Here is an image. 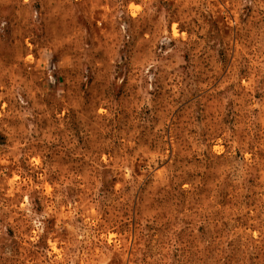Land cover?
<instances>
[{"label":"rangeland","instance_id":"1","mask_svg":"<svg viewBox=\"0 0 264 264\" xmlns=\"http://www.w3.org/2000/svg\"><path fill=\"white\" fill-rule=\"evenodd\" d=\"M0 264H264V0H0Z\"/></svg>","mask_w":264,"mask_h":264}]
</instances>
